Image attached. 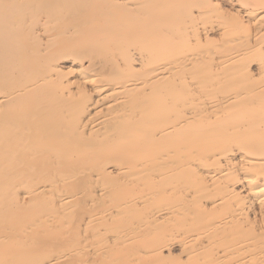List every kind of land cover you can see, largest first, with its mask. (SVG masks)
<instances>
[{
  "label": "bare ground",
  "instance_id": "obj_1",
  "mask_svg": "<svg viewBox=\"0 0 264 264\" xmlns=\"http://www.w3.org/2000/svg\"><path fill=\"white\" fill-rule=\"evenodd\" d=\"M0 264H264V0H0Z\"/></svg>",
  "mask_w": 264,
  "mask_h": 264
}]
</instances>
